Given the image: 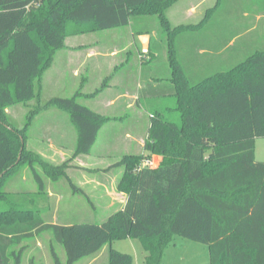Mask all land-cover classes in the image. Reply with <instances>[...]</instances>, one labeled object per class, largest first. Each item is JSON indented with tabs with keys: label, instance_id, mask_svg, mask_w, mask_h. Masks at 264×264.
Returning <instances> with one entry per match:
<instances>
[{
	"label": "trees",
	"instance_id": "obj_1",
	"mask_svg": "<svg viewBox=\"0 0 264 264\" xmlns=\"http://www.w3.org/2000/svg\"><path fill=\"white\" fill-rule=\"evenodd\" d=\"M178 2L0 0V264H22L23 243L43 234L64 249L62 262L51 247L54 264L92 259L107 247L108 264H132L131 256L111 246L123 238L141 243L144 264H161L175 235L206 244L209 264H264V163L254 158L255 141L264 139V44L252 46L245 59L228 69L209 71L195 81L198 75L189 74L184 62H191L199 49L190 55L182 39L196 34L213 10L196 27L172 29L164 13ZM253 5L264 17V0H253ZM154 18L165 34L161 45L174 101L166 110L149 113L143 152L124 156L111 167L124 168L116 188L126 195L122 209L100 223L53 224L35 209L32 197L14 202L4 181L25 166L38 194L45 189L46 176L67 180L73 192L85 195L66 177L68 163L53 167L25 149L29 122L18 130L7 118V108L39 99L38 82L63 48L65 36L116 28L148 35ZM48 107L65 112L74 127L71 160L88 155L109 118L76 96L55 97L35 112ZM144 157L158 164L143 166Z\"/></svg>",
	"mask_w": 264,
	"mask_h": 264
},
{
	"label": "crops",
	"instance_id": "obj_2",
	"mask_svg": "<svg viewBox=\"0 0 264 264\" xmlns=\"http://www.w3.org/2000/svg\"><path fill=\"white\" fill-rule=\"evenodd\" d=\"M211 10H213L212 17L207 20L206 15ZM259 10L260 7L258 9L254 8L253 0H198L195 4L188 5L186 9L181 10L179 17L174 16L176 19L178 18L177 21L180 23L178 22L177 25L171 23L172 29L180 26L196 27L204 20H207L204 25L198 26L197 29V32L204 34L197 45L198 54H192L195 56V60L184 62V65H187L188 73L190 74V70H192L196 76L206 74L216 69H224L237 62L240 54L238 50L230 53L228 57H221L224 49H228L233 40L240 36L236 32L243 31L246 34L256 32L260 28L261 32L257 35V39L255 37V39H250V42L247 41L249 46L260 45V35L264 33L261 25L264 17ZM172 11L171 9L168 10L167 17L169 19H172L169 16L170 13H173ZM250 23L253 24L251 25ZM228 31H232L231 35L234 37L229 39L227 45L224 46L222 36ZM117 32H115V35H117ZM126 34L129 42L128 47L133 44L135 50L143 53L149 52L150 60L148 62H133V65H130L128 61H121L120 63L112 64V60H116L120 52L116 49L100 50L99 48H80L79 46L66 45L65 48L55 52L51 67L43 74L40 80L39 97L41 98L51 86H65L69 90H74L77 86V80H86L88 77L84 83L85 85H82V90L88 88L91 92L83 93V96L86 97V100H91L94 106L91 108L81 101L80 103L102 116L105 114L112 119H118L121 114H125L127 111L146 109L145 106L149 107L152 104L156 110L160 111H163L167 105L172 107L174 97L171 96L172 81L169 80L170 67L167 64L166 49L159 44L153 47L156 52H151L150 46L154 45L157 39V36L153 33L148 35L137 34L129 30ZM127 46L122 48L121 51L128 50ZM82 68L83 72H80ZM94 74L98 75V79L91 78ZM107 77L109 82L101 84L102 78ZM113 78L116 84L110 83ZM94 87L96 89L91 90ZM112 89H116V91L112 92ZM100 95L103 96L99 98ZM58 96L60 95L55 93L46 97V100L49 102V100ZM152 99L153 101H151ZM76 100H79V97L76 96ZM150 101L151 104L149 103ZM49 108L51 107L41 109L37 113L35 110H31L29 125L41 114H46L45 111ZM9 109L7 108L6 113L9 112ZM39 132L43 135L30 136L27 139L28 149L32 150L31 152L36 154L46 164L57 167L72 158L74 148L67 143L68 132L62 125L53 122L41 128ZM73 134L75 135V133ZM41 138L43 141H37V139L40 140ZM53 139L59 140L53 143ZM258 142V140L255 141L254 158L257 162L264 163V152L261 150L263 143L259 145ZM68 147L71 149H68ZM90 153L91 155L75 156L71 166L65 170L66 177L87 196L89 201H94L96 210H98V206L103 209L114 206L116 207L114 213H116L122 209L126 201V195L118 193L116 190L124 168L112 169L111 167L117 164L115 160L103 159L101 156L96 155L94 157L92 156V151ZM152 160L159 162V158L156 156H153ZM89 170L92 172L88 173L87 171ZM17 173L4 181L5 192L18 198L19 201H23V203H25L26 196L36 197L37 204L35 203V209L43 215V218H58L59 203L63 200L59 179L52 181L45 176L43 179L45 189L41 194H38L36 183H30L27 174L16 176ZM65 181L67 182V180ZM69 209H71V206H66V210ZM53 224L56 223L54 222ZM141 255L143 258L145 253ZM95 260L93 259V261Z\"/></svg>",
	"mask_w": 264,
	"mask_h": 264
},
{
	"label": "rangeland",
	"instance_id": "obj_3",
	"mask_svg": "<svg viewBox=\"0 0 264 264\" xmlns=\"http://www.w3.org/2000/svg\"><path fill=\"white\" fill-rule=\"evenodd\" d=\"M198 0H180L179 3L174 4L172 7L167 9L165 11V16L168 18V21L170 23V27L172 28V24L177 25L179 21L178 18L176 19L174 16L179 17L180 11L184 10L188 7V5H193ZM173 10V13H170L169 16L172 17V19L167 17L168 10ZM253 16V15H252ZM155 19L154 25L152 28V33L157 36L155 40V45L161 44V38L165 36L164 32L159 26V22L157 18ZM180 23V22H179ZM251 25L253 23H250ZM249 24V25H250ZM137 27V23L135 24ZM141 23H138V27L141 26ZM262 30L264 31V20L261 22ZM177 28V27H176ZM130 30V28H116V30H108V31H100V32H91V33H85L84 35H72L69 34L65 36L64 40V46L63 48L67 46L73 45L74 47H92V48H99L101 49H116L117 51H120L118 53L117 59L112 60V64L120 63L121 61H128L130 65H133V62H148L150 60L149 52H140L134 49V46L132 44L131 47L129 46V42L127 41V34ZM117 32V35H115V32ZM261 30L258 28L257 32L252 33H244L243 31L236 32L238 33L237 38H235L229 46L228 49H224L223 56L221 57H228L230 53L234 51H239V61H242L245 59V56L250 54L249 50L253 48L251 45L249 46V40L250 39H257V35L260 34ZM234 33V34H236ZM244 33V34H243ZM204 33L197 32L194 35L189 34V36H186L184 40L182 41V44H184V49L187 51V53L196 51L197 45L199 44L201 36H203ZM232 34V31H228L227 33H224L222 36V40L224 42V46L228 43V40L234 37ZM231 35V36H230ZM260 44H264V33L260 35ZM249 41V42H247ZM128 42V43H127ZM128 45V46H127ZM128 47V50L121 51L122 48ZM62 48V49H63ZM130 48V49H129ZM132 48V49H131ZM248 52V53H247ZM190 60H195V56H191ZM234 62V63H238ZM127 63V62H126ZM235 65V64H231ZM230 67V66H229ZM225 69H228V67H225ZM52 70V69H51ZM80 72H83V68L80 70ZM119 76V74H118ZM117 76V78H118ZM202 77L201 75H198L193 80L198 81ZM84 78V76H83ZM91 78L98 79V75L94 74L91 76ZM88 79V77H87ZM86 79V80H87ZM41 80V79H40ZM86 80H77L74 90H69L68 87H49V90L44 92L42 97L38 100L34 99L30 101L29 105H16L12 106L9 109V112L7 114V118L14 124V126L18 130H23L24 126L28 124L29 122V111L31 110H37L39 107L47 104L46 97H49L53 94H58L61 98H71L72 96L79 97V102L81 101L86 106L93 107V102L91 100H86V97L83 96V93L91 92L90 89L86 88V90H82V85L85 83ZM93 80V79H92ZM100 82V81H99ZM108 83L109 78H102L101 84ZM115 79L113 78L110 80V83H114ZM116 84V83H114ZM38 85H40V81L38 82ZM38 85L35 84V86L38 88ZM85 85V84H84ZM94 89L91 90H95ZM112 92H115L116 89H112ZM100 92V91H99ZM106 93V92H105ZM108 93V91H107ZM40 95V94H39ZM104 95V93H103ZM102 95V96H103ZM71 96V97H70ZM101 95L99 98L102 97ZM81 97V98H80ZM146 109H135V111H127L125 114H121V117L118 119H112L108 117L107 115L103 114L109 120L104 124V126L101 128L97 140L95 142V145L92 146V156H101L103 159L108 160H115V162H119L124 156L127 155H136L143 151V144L147 140V128L149 125V113L154 112V107H148L145 106ZM41 110V109H40ZM52 112V113H51ZM46 114H41L36 120L32 122L31 125H28V127L25 130V134H27V139L30 138V136L40 135L42 133L39 132L41 128L44 126L51 124L53 122L59 123L66 129L68 132V138L67 143L69 145L74 146L75 140H76V132L74 130V127L70 123L69 116L59 110L58 108H49L47 111H45ZM110 113V112H109ZM110 116V114H108ZM72 131V132H71ZM75 133V135L73 134ZM43 135V134H42ZM128 135V136H127ZM129 137V138H128ZM59 139H53V143H56ZM37 141H43L41 138L40 140L37 139ZM259 145L262 144V151L264 152V139L258 140ZM259 148V146H258ZM25 149L28 151H32L28 149V141H25ZM68 149H71L68 147ZM260 150V152H261ZM91 155V153H89ZM96 155V156H95ZM258 155V153H257ZM258 158V157H257ZM146 157L143 158L145 160ZM152 159V158H151ZM142 160V161H143ZM43 161V160H42ZM73 159H69L65 161L69 164V167L71 166ZM141 161V162H142ZM156 165L158 162H154ZM59 165H62L59 164ZM92 172L91 170L87 171ZM97 172V171H96ZM22 174H27L28 181L30 183H35L33 181V176L30 168L28 166L23 167L19 173L16 174V176H20ZM60 181V189L62 193V202L59 203L60 210L58 213V218H44L45 221L50 223H66L73 225L75 223H91V222H104L107 217L112 215L115 212L116 207L112 206L106 209L100 208L98 206V210H96V206L93 202L91 204L88 203L86 200L87 196H83L80 193L73 192V189L70 187V185L62 178L59 179ZM66 182V183H65ZM88 199V198H87ZM26 200V199H25ZM24 200V202H26ZM37 198H33V202L37 204L36 202ZM14 202H23L19 201L18 198L13 199ZM70 205L71 209L66 210V206ZM92 205V206H91ZM9 207V205H6ZM46 214V213H45ZM171 244L165 248L163 252V259L161 264H209V255H208V246L206 244L197 243L191 240H185L179 236H174L171 240ZM52 243L49 240V236L47 234H43L41 237H32L30 239H27L24 244V253L22 256V264H30L29 259L33 258L37 263L39 264H54L51 258V247L53 246L55 248V252L60 260L62 262H65V252L64 249L60 244ZM111 246L113 249L118 251L122 254H128L132 258V264H144V258H142V253H145L142 249V245L138 240L130 239V238H123V239H117L113 240L111 242ZM107 248H104L98 255L90 258H83L80 261L76 262V264H108L107 259ZM93 259H96L93 261Z\"/></svg>",
	"mask_w": 264,
	"mask_h": 264
},
{
	"label": "built area",
	"instance_id": "obj_4",
	"mask_svg": "<svg viewBox=\"0 0 264 264\" xmlns=\"http://www.w3.org/2000/svg\"><path fill=\"white\" fill-rule=\"evenodd\" d=\"M142 165L147 166V167H153V166H155V163L152 162L151 160H143Z\"/></svg>",
	"mask_w": 264,
	"mask_h": 264
}]
</instances>
